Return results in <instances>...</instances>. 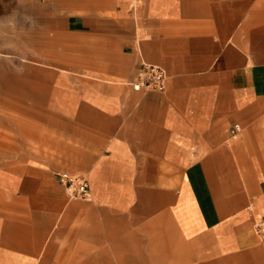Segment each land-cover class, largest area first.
I'll return each instance as SVG.
<instances>
[{
  "label": "crops",
  "instance_id": "0c3cea01",
  "mask_svg": "<svg viewBox=\"0 0 264 264\" xmlns=\"http://www.w3.org/2000/svg\"><path fill=\"white\" fill-rule=\"evenodd\" d=\"M107 2L74 64L27 69L48 109L0 157V264H264V0Z\"/></svg>",
  "mask_w": 264,
  "mask_h": 264
},
{
  "label": "rangeland",
  "instance_id": "374dc122",
  "mask_svg": "<svg viewBox=\"0 0 264 264\" xmlns=\"http://www.w3.org/2000/svg\"><path fill=\"white\" fill-rule=\"evenodd\" d=\"M89 3L0 0V157L26 153L29 140L33 143L35 135L43 133L39 123L45 115L41 109L48 108L43 89L31 80L27 69L31 65L74 64L77 37L80 45L87 37L78 36L77 27L81 30L85 21L107 16L112 9L107 0H95V6L106 3L100 8Z\"/></svg>",
  "mask_w": 264,
  "mask_h": 264
},
{
  "label": "built area",
  "instance_id": "2783aa9c",
  "mask_svg": "<svg viewBox=\"0 0 264 264\" xmlns=\"http://www.w3.org/2000/svg\"><path fill=\"white\" fill-rule=\"evenodd\" d=\"M166 83L167 75L160 65L143 63L138 72L137 80L133 83V87L134 89L142 88L163 91L166 88ZM238 128L239 125L234 124L231 133L234 134ZM56 175L60 183L67 190L70 198L89 199L88 181L86 178L67 171L58 172ZM252 231L258 240L264 241V219L254 220Z\"/></svg>",
  "mask_w": 264,
  "mask_h": 264
}]
</instances>
